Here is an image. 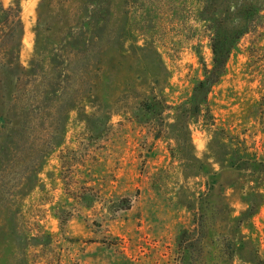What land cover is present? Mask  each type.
<instances>
[{
  "label": "rangeland",
  "instance_id": "rangeland-1",
  "mask_svg": "<svg viewBox=\"0 0 264 264\" xmlns=\"http://www.w3.org/2000/svg\"><path fill=\"white\" fill-rule=\"evenodd\" d=\"M20 7L22 66L29 68L38 13L41 26L59 27L57 36L64 16L91 15L104 64L90 91L45 112L23 137L7 136L1 119L18 96L0 97L3 157L46 155L34 184L21 162L0 184V264L264 260V181L252 188L254 176L222 168L211 148L214 127H224L264 153V11L250 17L231 0H20ZM214 39L225 64L207 94L212 125L191 98L204 78L199 57L213 66ZM24 81L11 90L20 86V94ZM250 190L262 197L249 196L257 207L243 216ZM68 213L61 223L58 215Z\"/></svg>",
  "mask_w": 264,
  "mask_h": 264
},
{
  "label": "trees",
  "instance_id": "trees-1",
  "mask_svg": "<svg viewBox=\"0 0 264 264\" xmlns=\"http://www.w3.org/2000/svg\"><path fill=\"white\" fill-rule=\"evenodd\" d=\"M231 3L250 17H258L259 13L264 11V0H231ZM66 18L64 16V19H61L63 23L60 25L64 26L63 32L57 36L59 27L50 23L41 26L42 16L38 13L34 50L30 57L29 68H26L19 60L23 35L20 0H13L8 5H4L0 0V97L3 99L13 97L14 100L17 96L19 98L14 108L9 105L6 116L1 118L4 125L6 122L9 124L7 136L17 133L21 137L25 136L24 130L40 120L45 112L58 113L62 104L73 102L83 92L90 91L92 86L100 80L104 63L102 53L95 46L99 39L93 33L95 27L92 24L91 15L79 17L73 15L70 21ZM81 31H85L88 37L82 39L79 36ZM210 47L213 54V66L208 68L202 57H199L204 78L196 80L191 101L193 107L198 109L204 106L207 112L205 121L215 125L214 117L208 108L207 94L223 71L225 52L215 39ZM21 81H24L26 87L17 94L20 86L14 90L10 87L14 88ZM20 126H22L21 129H19ZM49 142L48 144L52 146H58L62 141ZM7 144L0 147V151L4 150L3 154L0 153V184L4 186L11 181V178L7 179V177L9 174L13 175L19 162L22 164L21 167L25 165L23 175L26 182L29 185L34 184L32 180L37 175L38 160L45 159V150L38 149L39 153L36 157H21L24 153L21 150L20 155H14L18 159L10 156L12 152L10 150L4 158L3 155L9 151V143ZM211 148L217 161L222 164V168L238 172L245 171L240 174L254 176L256 179L253 180L252 188L260 181H264V153L258 155L257 152L252 151L245 139L238 134H232L224 127H214ZM190 158L199 161L194 156ZM3 159L6 161L1 164ZM204 168L208 174L215 176V173H209L208 166ZM250 191L252 192L247 197L249 208L243 216H251L257 207L249 196L262 197L261 193ZM85 193L86 191L81 196ZM125 200L128 201V199ZM129 205L128 201L124 208H129ZM68 216L70 213L63 217L58 215L61 223L67 221ZM243 216L236 218L238 223L244 219ZM256 264H264V260L259 259Z\"/></svg>",
  "mask_w": 264,
  "mask_h": 264
}]
</instances>
